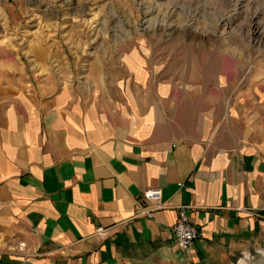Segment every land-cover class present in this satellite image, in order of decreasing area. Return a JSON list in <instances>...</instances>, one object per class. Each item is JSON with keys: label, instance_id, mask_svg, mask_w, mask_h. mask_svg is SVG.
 <instances>
[{"label": "crops", "instance_id": "obj_1", "mask_svg": "<svg viewBox=\"0 0 264 264\" xmlns=\"http://www.w3.org/2000/svg\"><path fill=\"white\" fill-rule=\"evenodd\" d=\"M51 70L0 76V264H264V153L227 79H171L140 50ZM180 206L204 234L188 250Z\"/></svg>", "mask_w": 264, "mask_h": 264}, {"label": "rangeland", "instance_id": "obj_2", "mask_svg": "<svg viewBox=\"0 0 264 264\" xmlns=\"http://www.w3.org/2000/svg\"><path fill=\"white\" fill-rule=\"evenodd\" d=\"M131 50L171 79H227L235 125L264 153V0H0V76L11 82L85 74Z\"/></svg>", "mask_w": 264, "mask_h": 264}, {"label": "built area", "instance_id": "obj_3", "mask_svg": "<svg viewBox=\"0 0 264 264\" xmlns=\"http://www.w3.org/2000/svg\"><path fill=\"white\" fill-rule=\"evenodd\" d=\"M161 195L162 190L160 188H151L143 192V197L157 201L159 208L163 207L160 202ZM185 207L186 206H180L178 219L172 226V232L177 245L184 250H188L192 243L203 237L204 234L201 228L190 221L189 216L186 214ZM98 231L102 234L103 230L100 228Z\"/></svg>", "mask_w": 264, "mask_h": 264}]
</instances>
